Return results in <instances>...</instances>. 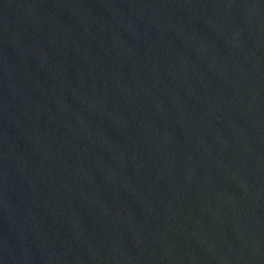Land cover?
<instances>
[{"label": "water", "instance_id": "95a60500", "mask_svg": "<svg viewBox=\"0 0 264 264\" xmlns=\"http://www.w3.org/2000/svg\"><path fill=\"white\" fill-rule=\"evenodd\" d=\"M0 264H264V0H0Z\"/></svg>", "mask_w": 264, "mask_h": 264}]
</instances>
